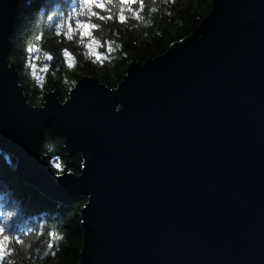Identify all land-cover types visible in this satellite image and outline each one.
<instances>
[{"label": "water", "instance_id": "1", "mask_svg": "<svg viewBox=\"0 0 264 264\" xmlns=\"http://www.w3.org/2000/svg\"><path fill=\"white\" fill-rule=\"evenodd\" d=\"M16 6L0 0V145L49 196H88L77 264H264V0H210L117 86L81 74L40 105L8 57ZM50 123L66 161L91 153L59 183L38 151Z\"/></svg>", "mask_w": 264, "mask_h": 264}, {"label": "clouds", "instance_id": "2", "mask_svg": "<svg viewBox=\"0 0 264 264\" xmlns=\"http://www.w3.org/2000/svg\"><path fill=\"white\" fill-rule=\"evenodd\" d=\"M175 2L176 0H17L19 9H28L21 13V28L14 34L23 40L25 78L31 87L39 91L41 97L49 75L53 79H59L71 94L77 87V81L70 79L68 73L74 72L80 65L79 56L85 62L90 61L101 68L105 66V62L111 64L118 58L114 54L123 47L115 39L119 32L113 28H105V25L110 22L119 24L147 38L148 32L141 33V30L152 28L154 17L162 12L171 16L168 6ZM133 3H137L135 9ZM109 32L114 38L109 39ZM48 39L55 40L57 44H74L77 50L74 52L70 47L64 46L58 49L57 56L43 46ZM101 48L105 51L101 52ZM23 95L26 96L25 91ZM121 110L115 107L116 112ZM38 151L41 160L47 159V168L52 172L56 183L66 175H73L67 171L64 157L50 139L44 136ZM80 151L83 154L82 160L86 161V165L82 164L81 168L85 170L91 153L85 155L83 150ZM0 161L13 172L19 169V158H14V154L6 151L2 145ZM90 195L92 199V193ZM61 207L63 202L57 201L56 208ZM59 217L58 210L30 212L24 201L0 175V264H49V261L56 259L65 240L61 231L63 220Z\"/></svg>", "mask_w": 264, "mask_h": 264}, {"label": "trees", "instance_id": "3", "mask_svg": "<svg viewBox=\"0 0 264 264\" xmlns=\"http://www.w3.org/2000/svg\"><path fill=\"white\" fill-rule=\"evenodd\" d=\"M209 1L210 0H176L175 4L168 6V11L172 13L171 16L165 15L162 12L154 17L155 23L152 28L141 30V33L143 31L148 32L147 38H144L142 34L135 31H129L125 26L110 22L108 25H105V28L117 30L119 36L115 37V39L123 45L122 49L114 54L118 58L111 64L105 62V66L101 68L98 65H93L90 61L85 62L83 57L79 56L78 59L81 63L74 72L68 73L70 79L77 80L81 74H94L107 85L117 86L118 79L123 78L122 73H126L127 61L129 59L143 61L146 56L153 57L155 54L163 53L164 50L167 49L169 43L188 35L191 29L197 26L200 17L204 16V13L207 12ZM136 7L137 3H133V8L135 9ZM16 8L17 16L11 33L12 46L8 57L15 63L19 81L26 92L27 100L34 105H40L42 104L44 95L41 97L39 91L31 87L25 78L23 72V61L25 59L23 40L22 38L18 39L17 35H14L21 28V13L28 11V9H19L17 6ZM145 11H147V9ZM101 14L103 15L104 13ZM130 23H135V21H130ZM157 32H159V35H157ZM95 34L98 35V33ZM112 38L114 37L111 32H109V39ZM43 46L56 53L57 56L58 49L64 46L70 47L74 52L77 50L74 44H57L53 39H48ZM100 51L104 52L105 49L101 48ZM53 67H55V63ZM47 89H54L57 97L62 101L68 96L67 88L62 85L59 79H53L51 75L48 77L44 92ZM44 136L56 145L58 151L64 157V164L67 165L69 170L75 172L81 171L83 160L81 158L82 153L79 149H76L73 154L69 156L72 161H66L67 149L65 147V138L60 128L53 123L47 124L42 138ZM0 175H2L3 179L14 189L15 194L24 201L25 206L30 212H40L43 210H58L60 212L59 218L63 220L61 231L65 236V240L62 244L61 252L57 253L56 259L49 261V264H77L79 252L82 247L81 232L79 229V226H81L80 207L84 205L88 196L86 194H81L68 201L53 198L35 184L18 178L17 172L10 170L2 161H0ZM57 201L63 202V207L60 209L56 208Z\"/></svg>", "mask_w": 264, "mask_h": 264}]
</instances>
